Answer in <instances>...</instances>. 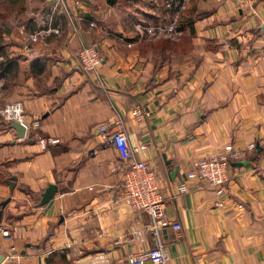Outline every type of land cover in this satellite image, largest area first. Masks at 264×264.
<instances>
[{
	"label": "crops",
	"instance_id": "0c3cea01",
	"mask_svg": "<svg viewBox=\"0 0 264 264\" xmlns=\"http://www.w3.org/2000/svg\"><path fill=\"white\" fill-rule=\"evenodd\" d=\"M0 28V107L20 101L39 123L20 138L0 117V264H129L154 245L127 235L148 218L98 135L117 122L158 176L168 264H264V0H0ZM86 43L103 55L94 74L79 68ZM235 148L220 204L191 180L180 192L198 159Z\"/></svg>",
	"mask_w": 264,
	"mask_h": 264
},
{
	"label": "built area",
	"instance_id": "2783aa9c",
	"mask_svg": "<svg viewBox=\"0 0 264 264\" xmlns=\"http://www.w3.org/2000/svg\"><path fill=\"white\" fill-rule=\"evenodd\" d=\"M148 31L150 30L148 29ZM76 56L79 68L84 74L97 73L98 67L103 61V55L94 43L82 45ZM0 114L7 122H20L25 126L26 131L39 126L37 120L31 121L30 124L25 122V114L20 101L6 104L0 109ZM132 114L141 118L145 113L140 108H135ZM97 130L103 141L112 143L119 158L125 163L122 175L124 200L130 207L143 212L148 218L142 227L131 225L127 235L140 240L143 239L145 233H151L154 237V245L150 248L128 254L129 264H168L170 257L162 238V231L167 224L163 219L165 204L159 196V179L146 161L137 158V151L144 148V145L130 146L120 122L114 125L100 124L97 126ZM37 141L42 148H47L58 140L52 137L38 136ZM251 148L250 144L249 149ZM245 156L246 150L235 148L198 159L195 166L186 173L187 180L182 181L179 187L180 192L185 193L190 190L187 181L191 180L196 182L195 187L197 188L213 189L218 196L216 204H220L225 196V184L229 179L228 170L231 163L240 161ZM173 227L179 229L177 223L173 224ZM0 233L3 235L7 233L1 225Z\"/></svg>",
	"mask_w": 264,
	"mask_h": 264
},
{
	"label": "water",
	"instance_id": "95a60500",
	"mask_svg": "<svg viewBox=\"0 0 264 264\" xmlns=\"http://www.w3.org/2000/svg\"><path fill=\"white\" fill-rule=\"evenodd\" d=\"M10 125L11 127H13L16 130L17 136L20 138H23L25 136V132H26V128L23 124H21L20 122L17 121H10ZM7 183L12 187L13 186V181L11 180H7ZM57 191V187L54 184H49L45 190L43 191V193L40 196V200L38 202V206H43L45 204H47L52 197L54 196V194ZM5 203H2V205H4ZM0 218H1V210H0ZM2 257H0L1 260Z\"/></svg>",
	"mask_w": 264,
	"mask_h": 264
},
{
	"label": "rangeland",
	"instance_id": "374dc122",
	"mask_svg": "<svg viewBox=\"0 0 264 264\" xmlns=\"http://www.w3.org/2000/svg\"><path fill=\"white\" fill-rule=\"evenodd\" d=\"M165 3H166V0H165ZM244 5H247V3H244ZM161 29H162V31H163V28H159L158 30H152V31H150V32H148V33H156V32H160L161 31ZM0 30H1V28H0ZM171 38V37H170ZM183 38L181 37V36H178L176 39H173L172 40V38L170 39L171 41H173L172 43L175 45V46H178L179 48H181V49H184L186 46H187V44H186V42L185 41H183L182 40ZM158 44H156L155 46L156 47H162V48H169L170 46H171V43H170V41H168V38L167 39H161V38H159L157 41H156ZM163 58H167V57H163ZM178 58H180V57H178ZM14 102H16V101H14ZM9 103H12V102H9ZM9 103H6V104H9ZM6 104H4L3 106H5ZM2 106V107H3ZM2 107H0V109L2 108ZM0 117L4 120V121H6L2 116H1V114H0ZM7 122V121H6Z\"/></svg>",
	"mask_w": 264,
	"mask_h": 264
},
{
	"label": "trees",
	"instance_id": "16d2710c",
	"mask_svg": "<svg viewBox=\"0 0 264 264\" xmlns=\"http://www.w3.org/2000/svg\"><path fill=\"white\" fill-rule=\"evenodd\" d=\"M9 11H10V7H9V6H4V8L2 9V12H3L4 14H8ZM0 180H2V179H1V176H0Z\"/></svg>",
	"mask_w": 264,
	"mask_h": 264
}]
</instances>
